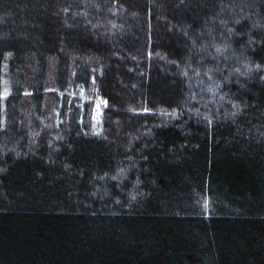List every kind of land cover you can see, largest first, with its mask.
<instances>
[{
  "label": "trees",
  "instance_id": "trees-1",
  "mask_svg": "<svg viewBox=\"0 0 264 264\" xmlns=\"http://www.w3.org/2000/svg\"><path fill=\"white\" fill-rule=\"evenodd\" d=\"M0 264H264V0H0Z\"/></svg>",
  "mask_w": 264,
  "mask_h": 264
},
{
  "label": "rangeland",
  "instance_id": "rangeland-1",
  "mask_svg": "<svg viewBox=\"0 0 264 264\" xmlns=\"http://www.w3.org/2000/svg\"><path fill=\"white\" fill-rule=\"evenodd\" d=\"M229 23L230 21H222L221 24L216 25V27L212 30H208V40H206V42L202 46H205V49H203L207 54L206 56H196V65H199V63H204L206 65L210 64L217 68V70H215L212 74L213 79L215 78L216 80L218 78L222 80L224 76L225 78L228 77L229 74L227 73V71L230 70L231 66H235L237 64V62L243 57V55H245L244 53L246 51V47L244 49V42L239 40V36L234 34L232 32V29L229 31L226 29L230 28ZM211 60H213L214 62H211ZM102 109V102L98 99L94 108L95 118L98 117Z\"/></svg>",
  "mask_w": 264,
  "mask_h": 264
},
{
  "label": "bare ground",
  "instance_id": "bare-ground-1",
  "mask_svg": "<svg viewBox=\"0 0 264 264\" xmlns=\"http://www.w3.org/2000/svg\"><path fill=\"white\" fill-rule=\"evenodd\" d=\"M67 5V4H66ZM2 82V81H1ZM57 100V99H56Z\"/></svg>",
  "mask_w": 264,
  "mask_h": 264
}]
</instances>
